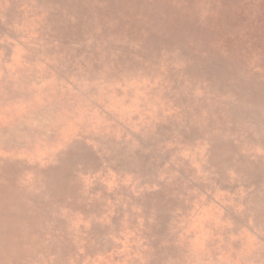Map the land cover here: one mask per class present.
Returning <instances> with one entry per match:
<instances>
[{
  "label": "rangeland",
  "instance_id": "obj_1",
  "mask_svg": "<svg viewBox=\"0 0 264 264\" xmlns=\"http://www.w3.org/2000/svg\"><path fill=\"white\" fill-rule=\"evenodd\" d=\"M0 264H264V0H0Z\"/></svg>",
  "mask_w": 264,
  "mask_h": 264
}]
</instances>
